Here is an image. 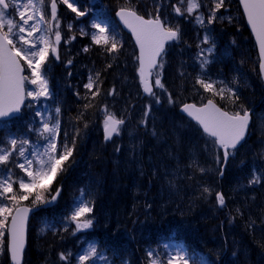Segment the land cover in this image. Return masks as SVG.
Listing matches in <instances>:
<instances>
[{
	"label": "trees",
	"instance_id": "1",
	"mask_svg": "<svg viewBox=\"0 0 264 264\" xmlns=\"http://www.w3.org/2000/svg\"><path fill=\"white\" fill-rule=\"evenodd\" d=\"M176 2L155 0L154 8L147 0L141 4L130 3L147 16L154 14L156 5L160 4V14L163 16L164 8L169 9L164 18L181 29L180 41L169 46L164 57L167 73L163 82L168 95L174 97L173 105H152L147 115L150 117L145 118L146 111L142 112L140 107L148 97L141 96L136 49L113 17L117 8L129 3L77 0L81 11L89 9L91 16L97 12L110 23L122 47L113 57L101 46L94 45L90 35H81L80 28L73 27L68 37L74 35L75 39L62 51L59 61L48 63L49 84L54 93L52 105L58 104L62 109L61 140L65 131L71 140L77 127L81 135L66 170L50 185L51 195L62 188L57 203L51 208H42L29 223L23 264H61L59 252L75 253L86 240L97 242L105 249L111 264H149L148 250H159L168 238L184 247L189 256L204 257L211 264H264V182L251 186L247 183L253 170L264 171V85L259 76L255 44L237 0H232L236 12L231 23L223 20L208 26L216 49L223 42L228 44V56L219 58L217 54L209 67L216 77L213 80H223L231 86L233 79L238 78L240 103L247 109H255L250 136L231 156L221 178V165L215 162L216 153L209 138L178 111L185 102L203 103L212 97L195 85L197 74L190 73L182 63L185 56L180 51L189 46L193 34L189 36L188 29L173 12ZM101 9L105 14H100ZM84 31L90 33L89 27ZM197 35L202 37V28ZM85 47L89 51H83ZM108 64L112 66L106 67ZM195 68L196 72L200 69ZM96 72L101 73V93L93 101L94 108L86 113L89 127L84 129L83 122L76 121L75 117L86 102L83 85ZM113 88L115 94L109 95ZM215 99L225 110H234L218 97ZM118 103L126 108L125 124L118 137L105 142L103 108ZM145 119L146 125L141 123ZM19 120L11 127L13 132L25 131L22 125L14 130ZM259 124L261 130L257 129ZM206 141H209L207 146ZM193 162L206 171L201 173L196 166H189ZM204 187L212 189L211 196L202 195ZM82 189L89 191L94 200L91 214L94 224L91 229L73 235L74 226L63 230V218L69 215ZM216 192H222L226 198L223 209L217 206ZM25 204L30 205V201ZM0 264H10L6 247L0 251Z\"/></svg>",
	"mask_w": 264,
	"mask_h": 264
},
{
	"label": "snow or ice",
	"instance_id": "2",
	"mask_svg": "<svg viewBox=\"0 0 264 264\" xmlns=\"http://www.w3.org/2000/svg\"><path fill=\"white\" fill-rule=\"evenodd\" d=\"M58 2L66 5L77 18L89 14V9L80 10L77 0H0V132L4 133L0 136V251L6 247L13 264H21L30 211L38 205H48L57 200L62 188H57L55 194L51 195L50 185L57 175L66 170L67 162L73 157L77 139L81 135V129L77 127L71 140L68 139L69 133L66 131L61 140L62 109L58 104L48 107V101L53 100L54 93L50 89V69L47 62L50 53L59 59L58 47L63 39L57 11ZM239 2L258 46L259 76L264 80V0ZM180 5H174L173 12L185 18L194 17L195 23L205 30L200 44L197 45L199 51L196 60L200 72L195 78V85H199L212 97L200 105L184 103L182 111L195 121L205 137L209 138L216 153L215 162L221 165L219 172L222 175L223 167L245 140L251 120L249 110L240 103L237 92L238 78H234L230 86L223 80H213L207 74V67L213 62L211 57L216 49L208 26L225 19L231 23L233 17L218 15L221 9L227 8L226 0H211L207 17L200 11L202 0H180ZM160 8L161 5L157 4L155 13H150L146 18L131 6L129 0V6L119 7L116 12L119 20L131 31L138 46L137 73L143 91L155 97L156 103H160V97L154 88L166 91L161 79L166 46L181 39L180 26H172L166 18H162ZM98 11L105 14L102 9ZM72 27V24L67 25L69 31ZM90 27L93 31L89 33L81 28L80 34L90 35L94 45L101 46L107 54L115 57L122 45L110 23L101 21L99 15H96L91 20ZM73 39L74 35L66 42ZM83 51L87 52L89 48L85 47ZM67 63L70 65L72 61ZM111 66L108 64L106 67ZM26 70L28 74H25ZM100 77V72L90 74L87 83L83 85L86 90L83 99L86 102L75 120L83 122L84 129L89 127L86 113L94 108L93 101L101 93ZM108 94L114 95L115 89L110 90ZM76 95L79 96L80 93ZM216 97L226 106H233L234 110L220 107ZM168 99L169 103H173L170 93ZM26 100V106L33 110V118L26 123L27 131L22 135L13 132L10 124L22 114ZM150 110L149 105L145 117ZM103 111L104 139L108 141L121 134L125 120L108 110L107 105ZM141 123L146 125V119ZM32 135L35 139H32ZM209 141H206V146ZM189 166H196L201 173L206 171L195 162ZM261 182H264V171L253 170L248 185ZM46 193L50 195L46 197ZM205 194L211 196L212 189L204 187L202 195ZM90 197L91 193L86 189L80 191L69 215L63 218L64 231H68V226L72 225V234L75 235L93 227L94 218L91 214L94 212V200ZM215 197L217 206L225 208L224 194L216 192ZM26 201H30V205H26ZM236 212L240 214V209L237 208ZM47 227L53 229L52 225ZM146 255L149 264H188V259H193V264H211L210 260L204 257L196 259L178 247L171 252L166 251L164 256H159L153 250H149ZM58 260L61 264H110L106 250L94 241L87 242L86 246H82L75 253L59 252Z\"/></svg>",
	"mask_w": 264,
	"mask_h": 264
},
{
	"label": "rangeland",
	"instance_id": "3",
	"mask_svg": "<svg viewBox=\"0 0 264 264\" xmlns=\"http://www.w3.org/2000/svg\"><path fill=\"white\" fill-rule=\"evenodd\" d=\"M85 1H87V0H83V2H85ZM147 1L150 2V5L149 6L154 8V5L153 4H154V1L155 0H147ZM131 2H135V3L136 2H140L138 4H141L142 0H130V3ZM122 3H129V0H122ZM176 3H177V6H181L180 5V0H177ZM226 3H227V8L226 9H221L222 12H223V14H221V15H223L225 17H227V16L233 17L234 16L233 14L236 12L235 6H234L232 0H226ZM58 5L61 6V7H58V10H59L58 11V16H59V18L61 20L60 31L62 33V36H63L64 32L69 31L68 28H67V25L68 24H72V26H73L74 23H75V21H78V25H77L78 28H83V29L85 28L84 27V24L85 23H84V21L82 19L83 17L77 18L75 16V13H73L70 9H68L67 6L64 5L63 3H59L58 2ZM184 6H186V5H184ZM210 6H211V0H202V8L200 9V11H202L205 14V17H207L208 7H210ZM163 10L165 12L163 14V16L167 17L168 14L166 13V10L168 11L169 9H167V8L165 9L164 8ZM218 15H219V13H218ZM161 16H162V14H161ZM84 17H86L88 19L89 23L93 19V18H91L88 15L87 16H84ZM179 17H180L179 18V21H181L183 23V26L188 29L189 36L193 34V36L191 38V41L189 40V46L184 51H182V50L180 51V52H182V55L185 56V58H182V63L186 66V68H187L186 70H189L190 73H192V74H198L200 72V69L197 72L195 71V69H196L195 67H199L198 66V62L196 60V55H197V52L199 51V49L197 48V45L200 44V42H201V40L203 38V35H204L205 30H204V28L200 27L199 25H197L195 23L194 17H187V18H185L184 16H179ZM225 20H227V19H225ZM199 28H202V37L201 38H199L198 35H197V33L199 32ZM73 30H75V29H73ZM211 30L212 29H210V32H211ZM210 32H209V34H210ZM63 44H64V39H62V41H61V43H60V45L58 47L59 54L62 51ZM227 46H228L227 42L221 43V45L219 46V48L218 49H215V53L211 57V59L212 60H215L219 54H220L219 58H224V56H228V54L226 53L227 52V49H226ZM201 47H205L206 48L207 45H201ZM242 53H243L244 56H247V54L244 51ZM51 57L55 58L50 53L49 54V58H51ZM165 65H167V63ZM208 68H209V66L207 67V70H208ZM166 73H167L166 72V68H163L162 77H161L163 84H164L163 79H164ZM26 74H28L27 70H26ZM207 74H208V76H210L209 75V72H207ZM185 76H187V75H185L183 73V77H185ZM218 76H220V75H218ZM165 89H166V87H165ZM155 92L160 97V103H156L155 102V97H151L150 96V97L147 98L146 101H144V103L140 107V110L142 112H145L148 109V106L149 105L150 106H152V105L159 106V105H162L163 103H165L167 105H173V103H169V101H168V96L169 95H168L167 89L165 91L164 89L155 88ZM171 97H172V100L174 101V97L172 95H171ZM27 104H28V101L26 100V105ZM120 105H122V106H120ZM48 107H50V108L52 107L51 104L49 103V101H48ZM107 108H108V110L114 112L118 116V118L119 117L123 118V113L126 111L125 106L123 104H119V103L116 106H113V107H108L107 106ZM116 112H119V113H116ZM103 113H104V111H103ZM148 117H150V116H147L145 118H148ZM32 118H33V110L32 109H29L26 106V112L24 113V116L20 119L21 121L18 124L14 125V127H13L14 130L15 129H18L19 128V125H22V126H24V128H26V123L29 122V121H31ZM259 122H260V120H259ZM12 126L13 125H10V128ZM102 126H103V124H102ZM258 128L261 130L262 125L259 124L257 126V129ZM3 134H4L3 132H0V136H2ZM22 135H23V133H22ZM122 136L123 135H121L120 137H122ZM32 139H35V136L34 135H32ZM16 171H17V174H19V170L17 169ZM89 241H92V240H86L84 242V245L83 246H86V243L89 242ZM165 246H167V248ZM159 247H160L159 250L153 249V248H151L149 250H153L159 256H164V253L166 251L171 252L172 249H174V248H177L178 247V248L184 249L183 247L179 246L172 238L166 239L163 243L160 244ZM98 264H100V262H98ZM188 264H193V263L190 262V259H188Z\"/></svg>",
	"mask_w": 264,
	"mask_h": 264
},
{
	"label": "water",
	"instance_id": "4",
	"mask_svg": "<svg viewBox=\"0 0 264 264\" xmlns=\"http://www.w3.org/2000/svg\"><path fill=\"white\" fill-rule=\"evenodd\" d=\"M238 2H239V0H238ZM239 4H240V2H239ZM240 7H241V10H242V13H243V7H242L241 4H240ZM117 11H118V10H117ZM117 11H116V12H117ZM116 12H115V17H116L117 20L119 21V23H120V25L122 26L123 30L126 31L127 33H129V34L131 35V37H132V39H133V42L135 43V38L133 37L131 31H130L129 29H127V28L123 25V23L119 20V18L116 16ZM243 15H244V14H243ZM244 18H245L246 25H247L249 31L251 32V28H250V26L247 24V19H246L245 16H244ZM251 34H252V32H251ZM252 37H253L254 42H255V44H256L255 37H254L253 34H252ZM135 45H136V43H135ZM136 47H137V51H138V46L136 45ZM256 48H257V53H258V46H257V45H256ZM262 82H263V84H264V80H262ZM142 91H143V88H142ZM143 94H144V95H147L146 93H144V91H143ZM190 103H191V102H190ZM205 103H206V102H205ZM179 111H180L184 116L188 117L187 114L184 113V112L182 111V106L179 108ZM249 112H250V111H249ZM250 114H251V112H250ZM188 118H190V117H188ZM190 119H191V118H190ZM191 120H192V119H191ZM192 121H193V120H192ZM193 122H195V121H193ZM195 123H196V122H195ZM250 124H251V120H250ZM250 124H249V127H250ZM201 130H202V129H201ZM248 130H249V128H248ZM247 134H248V132H247ZM247 134H246V136H247ZM112 138H113V137H112ZM245 138H246V137H245ZM241 144H242V143H241ZM241 144H240L238 147H240ZM228 161H229V160H228ZM228 161H227V163H228ZM226 165H227V164H226ZM226 165L223 167V171L225 170ZM221 176H222V175H221ZM57 198H58V197H57ZM55 202H56V201H54V202L51 203V204L44 205V207L52 206V205L55 204ZM37 210H38V207L33 208L32 211H30L29 216H28V222H27V226H26L25 249H24V252H23V255H22L21 264L23 263L24 255H25V251H26V248H27V233H28V224H29V220H30V217L32 216V214L35 213ZM8 253H9V252H8ZM9 257H10V254H9ZM10 262H11V264H13V261L11 260V258H10Z\"/></svg>",
	"mask_w": 264,
	"mask_h": 264
}]
</instances>
